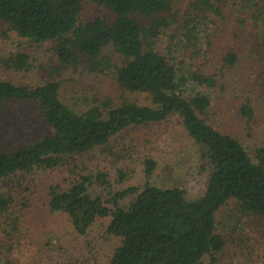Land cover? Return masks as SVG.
I'll return each mask as SVG.
<instances>
[{
    "label": "trees",
    "instance_id": "trees-1",
    "mask_svg": "<svg viewBox=\"0 0 264 264\" xmlns=\"http://www.w3.org/2000/svg\"><path fill=\"white\" fill-rule=\"evenodd\" d=\"M90 1L107 8L112 19L79 22L83 0H0V19L22 37L54 42L64 65L83 61L90 71L102 72L103 64L110 65L103 51L111 46L123 60L114 66L118 85L147 94L151 103L124 101L106 108L93 103L75 110L60 98L57 81L30 86L0 79V103L37 102L52 129L30 144L0 148V186L103 146L130 125L175 114L211 167L200 197L188 199L180 187L146 184L114 192L111 209L88 193L91 178L83 175L67 189L50 186L48 208L67 213L81 235L97 217L109 216L107 232L121 241L108 264H201L224 246L216 214L229 200L242 212L264 218V142L250 149L204 117L228 95V101H237L239 122L251 136L256 112H264V0ZM161 35L165 48L158 44ZM207 56L217 57V66H206ZM186 58L193 68L184 66ZM25 65V56L11 61L16 69ZM236 68L242 69L240 78ZM188 81L196 89L188 90ZM154 168L153 160L145 161L147 175ZM128 195L136 196L121 207L119 201ZM12 203L11 193L0 191V215Z\"/></svg>",
    "mask_w": 264,
    "mask_h": 264
},
{
    "label": "rangeland",
    "instance_id": "rangeland-1",
    "mask_svg": "<svg viewBox=\"0 0 264 264\" xmlns=\"http://www.w3.org/2000/svg\"><path fill=\"white\" fill-rule=\"evenodd\" d=\"M95 17L111 20L113 16L104 6L83 0L79 22ZM165 42L166 36L161 35L158 44L165 48ZM54 45L52 41L36 42L22 37L0 19V79L30 86L57 81L60 98L75 110H83L93 103L102 108L124 101L151 103L147 94L127 91L118 85L114 66L123 60L111 46L103 51L110 58V65L103 64L106 68L102 72H93L83 61L62 64L56 58ZM18 55L25 56L26 65L22 69L11 66ZM173 56H178L176 51ZM213 58L218 61L217 57ZM213 58H204L208 62L205 65L217 66ZM184 64L193 68L187 58ZM256 67L260 69L259 65ZM235 70L240 78L242 69ZM263 80L260 78V83ZM187 89L192 91L196 86L188 81ZM225 97L214 112L204 115L205 119L221 131L236 134L250 149L263 143L264 112H256V125L248 136L239 122L237 101H228L229 96ZM51 132L37 102L6 100L0 103V148L30 144ZM148 159L155 162L150 175L145 171ZM210 168L181 118L174 114L162 121L130 125L107 144L65 157L55 168H36L29 174L10 178L0 186V191L10 192L13 199L8 211L0 215V264L109 263L121 241L119 236L107 232L110 217H97L86 234L76 233L67 213L49 210L52 185L67 189L80 176H88L91 178L88 193L100 196L114 209L111 202L114 192L129 187L141 190L146 184L180 187L188 199L198 198L205 191ZM135 196L124 197L119 201L120 206L126 207ZM216 231L224 239V246L217 253L205 255L201 264H264V218L242 212L234 200H229L216 214Z\"/></svg>",
    "mask_w": 264,
    "mask_h": 264
}]
</instances>
